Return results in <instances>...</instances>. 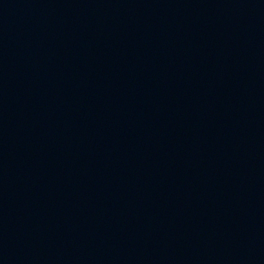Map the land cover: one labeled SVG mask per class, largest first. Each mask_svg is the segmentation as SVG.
Returning a JSON list of instances; mask_svg holds the SVG:
<instances>
[{"label":"water","instance_id":"95a60500","mask_svg":"<svg viewBox=\"0 0 264 264\" xmlns=\"http://www.w3.org/2000/svg\"><path fill=\"white\" fill-rule=\"evenodd\" d=\"M0 264H264V0H0Z\"/></svg>","mask_w":264,"mask_h":264}]
</instances>
